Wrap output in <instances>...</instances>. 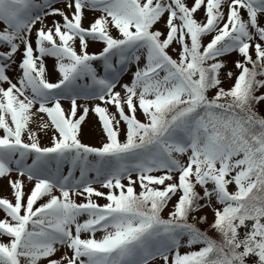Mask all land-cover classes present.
<instances>
[{
  "label": "snow or ice",
  "instance_id": "6c2138e0",
  "mask_svg": "<svg viewBox=\"0 0 264 264\" xmlns=\"http://www.w3.org/2000/svg\"><path fill=\"white\" fill-rule=\"evenodd\" d=\"M53 2L0 0V178L18 174L13 199L0 198V264H264V0H69L71 15ZM85 11L100 13L87 28ZM165 14L166 34L153 30ZM49 15L62 22L44 26ZM90 42L104 46L89 53ZM233 53L242 59L225 89ZM90 113L99 147L81 140ZM36 114L47 119L33 131ZM48 129L43 146L37 133ZM206 206L218 240L197 227L207 216L193 213Z\"/></svg>",
  "mask_w": 264,
  "mask_h": 264
},
{
  "label": "rangeland",
  "instance_id": "374dc122",
  "mask_svg": "<svg viewBox=\"0 0 264 264\" xmlns=\"http://www.w3.org/2000/svg\"><path fill=\"white\" fill-rule=\"evenodd\" d=\"M69 2V0H60L58 3H56V6L58 7V9L64 11L66 14L71 15V9H69L66 5ZM188 5H191L193 0H186ZM58 4V5H57ZM46 10V9H45ZM225 12H226V7H225ZM100 13L99 12H92V11H85L84 12V17H83V26L85 28H87L90 25V22H92L94 20L95 17L99 16ZM195 18L199 21L201 19H203V9H201L200 11H198L195 14ZM167 19V15L165 14L164 18L157 23L154 28L160 30L161 32L165 33L167 32L166 26H165V21ZM53 21H61L62 22V18L59 15H49L47 16L44 21L43 24L46 27H52L53 25ZM260 22L261 24H264V16H262L260 18ZM42 25L41 23H37L33 29H32V39H35V32L36 29L40 28ZM111 34L113 36H117L118 32L117 30H115L114 28L111 30ZM208 39H210V37H206L204 40V43L206 44L208 42ZM75 46L77 51H79V42L78 39L75 41ZM103 43H89V46L87 47V51L89 53H98L99 51L102 50L103 48ZM23 46L21 45V50H22ZM178 44L173 43V45L168 49V52L171 56L173 57H177V51H178ZM6 50V49H3ZM15 62H13L11 64V67L8 69L7 71V75L11 78L12 82L15 83L17 81V78L19 76V69L17 67L18 62L21 59V55L18 52L15 57L13 58ZM227 62V67L221 72V79L223 81L222 83V87H224L225 89H228L234 82V78L232 80H229L226 78L225 73L229 70H231L235 75L238 74V70L235 68L234 65V61L238 60V59H242L238 54L233 53L227 57L224 58ZM45 63L49 69V76L48 79L51 82H55L57 80V75L55 73H53L52 70V66L54 64V60L52 58H45ZM132 71H134V67L131 68L130 70H128L125 74L122 75V77L120 78V82L116 87V91H122L120 85L125 84V83H129L131 80V75H132ZM0 86H3L5 88L8 87L7 83H4ZM260 92H264V89H260ZM212 92V91H211ZM83 103V101H82ZM88 106L92 107L95 103H98V101H88ZM65 106H67L65 104ZM37 106H35L33 108V113H35V109ZM264 110V109H262ZM110 111L111 112H115V108L114 107H110ZM139 119H141L142 121L144 120L143 115H141L139 112L137 113ZM46 115L45 114H36L33 116V119L31 121V128L33 131H36L39 127V125L43 122L46 121ZM121 127H123V125H121ZM2 130H0V135H2ZM38 136L40 139V143L43 146H47L50 144V138L52 135V130L48 129L47 133L45 134V132L43 130L38 131ZM25 139H27L26 135L24 137ZM81 140L83 143H86L90 146H96L99 147L102 145V142L104 141V137L102 134V131L100 130V126L96 120V117L93 114H89V116L87 117L86 123L84 124V134L81 136ZM177 158L180 159L182 162H185L187 160V157L184 155H179L177 154ZM79 173L77 172L76 175H78ZM157 175H159L160 173H155ZM18 176V174L16 172H12L10 173L8 176L4 177V178H0V198H8L9 200H12V190L9 186L8 180L9 179H16ZM135 175H133V179L135 180ZM123 183L127 184V180H124ZM31 184H29L27 182V180L25 179V189L24 191L27 193L30 188H31ZM94 187H96L99 191L105 192L107 193L108 189L101 187V185L99 184H95L93 185ZM135 190H140V186L139 184L135 185ZM197 191H201L199 188H197ZM229 191H235V185H230L229 186ZM57 195H59V193H55ZM179 193H177L175 196L172 197L171 201L169 202V204L166 206V208L162 211V213H164L166 216H168V212L172 210L173 205L176 202V199L178 197ZM72 198L77 202L80 203L83 201V197L80 195H73ZM47 199V197H45L44 199H42L40 201V203H43L45 200ZM93 199L95 200L96 203L103 205L105 203H107V200L103 197H93ZM201 203H204L203 201H201ZM213 205L215 207H220L219 205L215 204V201L213 200ZM195 215H197V217L202 216V215H206L207 216V224L212 223L214 216H213V211L212 208L210 207H204L203 210L195 212ZM4 217V213L2 211H0V218ZM81 220L83 219V217L80 218ZM103 235L102 232H97L96 233V237L100 238ZM4 241H7V237L3 238ZM199 247V245L197 246ZM189 249L187 247H182L180 249V251L186 252ZM65 251H67L66 248H61L60 251H58L56 253V255L53 257L54 259H58ZM42 264H46V262H42ZM150 264H162V261H160L159 259L155 260V261H151Z\"/></svg>",
  "mask_w": 264,
  "mask_h": 264
},
{
  "label": "trees",
  "instance_id": "16d2710c",
  "mask_svg": "<svg viewBox=\"0 0 264 264\" xmlns=\"http://www.w3.org/2000/svg\"><path fill=\"white\" fill-rule=\"evenodd\" d=\"M173 58H176V57H173ZM208 95L209 96H212L211 94H209V92H208ZM213 95H214V93H213ZM260 114L261 115H264V111L263 110H260ZM123 139H124V137L122 136L121 140H123ZM193 215H195V214L193 213ZM162 216L164 218H167L166 216L163 215V213H162ZM195 216L197 217V215H195ZM210 224L211 223H209V224H207V223H198L197 224V227H199L202 231H205L209 237L218 240L219 239V236H218V234H217V232L215 230H213V229H211L209 227Z\"/></svg>",
  "mask_w": 264,
  "mask_h": 264
}]
</instances>
